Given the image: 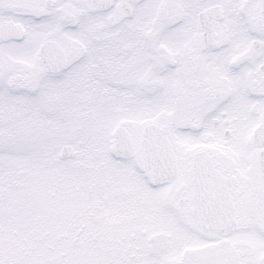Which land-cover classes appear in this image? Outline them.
<instances>
[{
    "label": "snow or ice",
    "instance_id": "snow-or-ice-1",
    "mask_svg": "<svg viewBox=\"0 0 264 264\" xmlns=\"http://www.w3.org/2000/svg\"><path fill=\"white\" fill-rule=\"evenodd\" d=\"M0 264H264V0H0Z\"/></svg>",
    "mask_w": 264,
    "mask_h": 264
}]
</instances>
